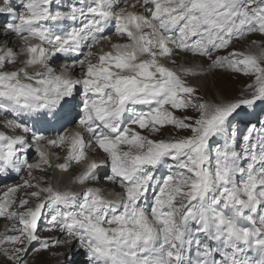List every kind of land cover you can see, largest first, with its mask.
Instances as JSON below:
<instances>
[{"label":"snow or ice","instance_id":"obj_1","mask_svg":"<svg viewBox=\"0 0 264 264\" xmlns=\"http://www.w3.org/2000/svg\"><path fill=\"white\" fill-rule=\"evenodd\" d=\"M19 6L0 4L10 16L0 32L20 41L0 47V112L13 117L3 122L13 134L0 131V176L27 169L23 186L33 191L17 201L20 186L10 187L0 197V218L12 222L0 234V264H34V254L73 242L86 264H264V125L245 121L264 104V40L233 47L264 36V0ZM58 54L70 60L60 70L50 66ZM181 56L207 66L176 67ZM217 71L250 82L234 98L209 99L194 81ZM70 119L79 130L55 138L25 122L55 128ZM167 126L176 134L153 138ZM52 148L66 150L63 162L53 164ZM102 167L122 189L115 199L84 187ZM161 167L168 174L157 179ZM49 170L71 172L83 190L32 182ZM45 218L65 239L41 236Z\"/></svg>","mask_w":264,"mask_h":264},{"label":"bare ground","instance_id":"obj_2","mask_svg":"<svg viewBox=\"0 0 264 264\" xmlns=\"http://www.w3.org/2000/svg\"><path fill=\"white\" fill-rule=\"evenodd\" d=\"M17 0H12V2H16ZM61 0H56V4L61 6L60 3ZM133 0H131L132 2ZM18 4V8L20 9L19 6V2H16ZM63 7V6H62ZM10 20V17L7 15L5 17L0 18V24H3L5 21ZM258 35V34H256ZM256 35H251L249 36L246 40L242 41V42H237L238 45L245 50V47L243 46L244 43H246V41L250 38V37H255ZM111 36V35H110ZM118 39H113L112 41H116ZM8 42V46L16 48L20 41L17 40L15 37H13L11 34H5L3 32H0V47H2V42ZM108 42L105 43L102 42L101 47L105 48L106 46H108ZM256 50V49H255ZM107 51V50H106ZM181 57H187V56H181ZM189 60L191 59H197V58H189ZM65 60H69V58L64 57L63 55L58 54L57 56L53 57L52 60L50 61V66L56 68L57 70L61 69V62L65 61ZM205 61V60H203ZM206 62V61H205ZM19 66V65H18ZM9 68L11 66H8ZM222 72V71H220ZM82 75V73L79 71V69H74L73 70V76L75 78H79ZM13 117L10 114L7 113H2L0 112V131H5L8 134H13L9 129H7L4 126V121L7 119H12ZM29 127H32L36 130L37 125L31 121V120H27L25 121ZM72 122V120L70 119L69 121L65 122L63 124V126L60 127L59 129V133L61 134L67 127L68 125ZM51 130L49 128H46L43 130V133L48 134ZM147 130H144L143 134H146ZM15 134H20L19 131H17ZM170 136H172L170 134ZM54 150L56 152H58V156L60 157L59 160L56 159V156L52 157V161L53 163L61 161L64 157L63 155V149H58V148H54ZM28 159L29 162L35 163L38 161L39 157L38 155L35 153V151H30L28 153ZM167 163H169L167 161ZM50 172H54V170H49L48 173H42L40 171H34L33 172V176L36 177V179L32 180L33 183H36L37 180H41L40 178L43 176L47 179V174H49ZM167 169L165 167H161L157 170L156 172V177L157 179H163L165 178V176L167 175ZM107 174H110V169L108 168H104L100 171V179L98 181H94V182H89L85 187H95L100 189L103 194L108 197V198H112L115 199L117 194H119L120 192H122V189H120L118 187V185L113 184L111 181H108L105 177ZM53 179H51L52 184L57 185L60 187V185L62 184L64 187H68L69 188V183H71V179H72V173L71 174H67V175H63V174H57V173H53ZM31 179L28 176V171L27 169L16 173V172H12L11 175L3 180L0 179V197L3 196V194L8 190V188L10 187H19V190L17 191V193H15V199L17 201H19V199L21 198H27V194L30 193L31 191H33V189L27 188L22 186L21 184L25 181V180H29ZM59 179H61V182H59ZM50 183V181L48 182ZM74 190L77 191V193L81 192L83 189L76 185L74 186ZM117 192V193H116ZM152 192L150 191L148 194V199L144 202H142V206L145 208L150 207L151 203H152ZM12 222L7 220L6 218H0V234H4L6 232V229L11 227ZM42 228L40 229V234L42 237H50V238H55V237H60L61 239H65V237L62 236L61 233H59L58 231H50L49 230V221L47 220V218L42 220ZM8 234H13L11 232H8ZM39 245L37 244L36 247H38ZM77 250L78 252V256L76 257V263L74 264H86V256L84 255V253L79 250L75 244V242H73L72 244L69 245H65L62 247H56L51 249V252L56 253V255H52L50 252H43L41 254H34L33 256V261L34 264H56L57 262L60 264H67V260H68V255L73 251V250ZM69 261V260H68Z\"/></svg>","mask_w":264,"mask_h":264},{"label":"rangeland","instance_id":"obj_3","mask_svg":"<svg viewBox=\"0 0 264 264\" xmlns=\"http://www.w3.org/2000/svg\"><path fill=\"white\" fill-rule=\"evenodd\" d=\"M76 1L77 0H61L60 3L62 2L61 6H63L64 8H67L66 3H75ZM111 37L113 39H117L115 35H111ZM252 40L261 41V40H264V36L256 35L255 37H250L246 41V43H244V45H243L245 47V51L249 50V47H250ZM106 42L107 41H105V43ZM233 47L238 49V50H243L238 45V43H234ZM251 50L256 51L254 47ZM180 58L178 59L176 67H180L179 63L181 65L187 64L188 66H197V65H203L205 67L207 66V62L203 61L202 59H201L202 60L201 61L199 59L189 60L188 57H180ZM165 63H166V61H165ZM169 66H172V65H169ZM10 68H12V66ZM248 82H250V81L242 75H233L231 73L220 72V71H217V73L214 77L208 76V77L202 78L200 80L194 81V83H198V84L202 85L201 92H202V94H204L209 99L219 98V97H223L226 99L234 98L235 96H237L240 93L241 88H243V86ZM189 114H191V113H189ZM249 119L251 120V123L256 125L257 127L264 125V104H259L256 107L253 114L245 117V121H247ZM239 127L241 129V132L245 131L243 124L239 125ZM146 133L148 134L147 131H146ZM170 134L173 136L176 133L171 126H167L165 129L162 130V133L160 135L153 137V138L167 139V138L171 137ZM218 143H220V141L217 140L216 138H214L212 140V144L217 145ZM53 173L54 172H50L49 174H47V179L42 176L40 178L41 179L40 181L41 182L47 181V183L49 181L51 182V179H53V176H52ZM69 184H70L69 188H74V186L71 183H69ZM21 185L23 186V183ZM60 188H65V187L61 184ZM41 228H42V222L40 224V229ZM78 255L79 254H78L77 250L74 249L68 255L69 261L67 260V264L76 263L75 261H76V257ZM56 264H60V263L57 262Z\"/></svg>","mask_w":264,"mask_h":264}]
</instances>
